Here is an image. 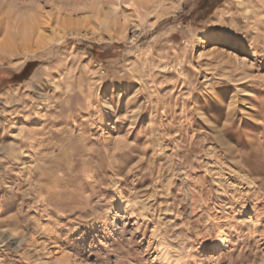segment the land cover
<instances>
[{"label": "rangeland", "instance_id": "1", "mask_svg": "<svg viewBox=\"0 0 264 264\" xmlns=\"http://www.w3.org/2000/svg\"><path fill=\"white\" fill-rule=\"evenodd\" d=\"M148 1L0 0V264H264V0Z\"/></svg>", "mask_w": 264, "mask_h": 264}, {"label": "bare ground", "instance_id": "2", "mask_svg": "<svg viewBox=\"0 0 264 264\" xmlns=\"http://www.w3.org/2000/svg\"><path fill=\"white\" fill-rule=\"evenodd\" d=\"M149 1H152V0H149ZM149 1L147 2V3H149ZM241 3V2H240ZM27 27H29V26H27ZM31 27V26H30ZM15 28V27H14ZM24 28H25V26H24ZM29 29V28H28ZM19 30V29H18ZM31 31H33V29H31ZM21 32H23V29H22V31ZM26 32H27V29H26ZM12 33H13V31H12ZM23 33H25V30H24V32ZM23 35V34H22ZM25 35V34H24ZM13 36V35H12ZM203 36H208V33H205ZM12 39V38H11ZM7 40L9 41L10 39H8L7 38ZM23 40H24V38H23ZM25 40H27V39H25ZM6 40H4V42H5ZM3 42V45L1 46V52H2V54H6L7 52L6 51H8V50H6L7 49V45L8 44H5ZM12 42V41H11ZM12 46V45H11ZM10 49H11V47H9ZM13 50V49H12ZM11 51V50H10ZM9 52V51H8ZM7 54H9V53H7ZM230 247V241L228 240V238L227 237H225V236H219L218 237V239L213 243V245H212V251H211V255H218V254H220L222 251H224V250H226L227 248H229Z\"/></svg>", "mask_w": 264, "mask_h": 264}]
</instances>
